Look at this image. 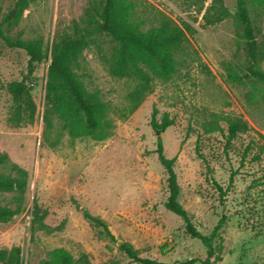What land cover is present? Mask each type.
<instances>
[{"label":"rangeland","instance_id":"obj_1","mask_svg":"<svg viewBox=\"0 0 264 264\" xmlns=\"http://www.w3.org/2000/svg\"><path fill=\"white\" fill-rule=\"evenodd\" d=\"M16 1L0 0L4 35L39 42L45 57L26 75L25 51L0 38V152L28 173L20 212L0 222V250L8 256L19 247L21 264H40L59 247L73 258L84 253L93 264H137L119 250L116 241L122 240L160 264L204 258L202 243L164 206L167 173L155 151L159 136L163 154L175 157L178 201L196 228L209 234L226 216L213 264H264V82L242 76L251 59L235 15L237 0H222L230 15L205 28L201 15L211 0H135L140 13L153 7L177 23H190L196 33L176 52L175 73L155 78L133 112L126 96L136 80L111 73L115 41L107 33L91 37L74 70L85 91L104 104L107 136L101 140L72 138L55 117L51 130L43 122L51 47L85 26L101 0H32L22 11ZM244 7L256 42L254 62L264 69V0H244ZM23 77L32 87L36 112L32 123L15 125V105L4 85ZM152 114L157 123L163 117L170 121L163 132L150 124ZM234 117L250 129L225 144L226 121ZM217 185H229L223 198ZM14 196L0 192V206L13 208ZM34 202L46 210L43 222L50 231L31 224ZM81 210L101 218L114 240Z\"/></svg>","mask_w":264,"mask_h":264},{"label":"trees","instance_id":"obj_2","mask_svg":"<svg viewBox=\"0 0 264 264\" xmlns=\"http://www.w3.org/2000/svg\"><path fill=\"white\" fill-rule=\"evenodd\" d=\"M32 0H17L15 7L22 11L27 8ZM202 9H198V13ZM230 15L222 0H211L201 15V27L214 25ZM235 15L243 25V36L246 38L250 65L243 73L245 78H255L264 82V69L255 65L256 42L252 26L244 7V0L236 1ZM9 18V16H7ZM85 26L76 28L73 37L55 42L50 51V63L46 81V106L43 113L45 130L53 127V118L59 119L61 129L72 138L90 135L94 139H104L107 134L102 129V118L105 111L104 104L83 88L79 75L75 72L79 53L85 48L93 35L107 33L115 41L112 53L111 73L117 77H131L136 80V85L126 99L129 102V111L133 112L150 92L151 82L155 79L167 80L176 71L175 54L182 47L187 36L196 33V29L186 21L179 23L166 14L154 9L146 8V14L137 10L135 0H101L99 5L88 12ZM145 24L148 25L144 28ZM0 38L8 47L20 48L28 56L26 75H31L34 65L43 61L45 53L37 41H23L19 37L10 39L3 33L0 23ZM6 93L12 99L15 107L12 121L15 125L32 123L36 112V104L32 97V87L26 82V77L21 80L9 81L4 85ZM150 124L160 132L170 124L167 117L161 123L154 120ZM227 134L225 144L234 139L238 134L249 131L247 123L239 118H230L227 121ZM261 136L259 133H257ZM52 145H55L53 143ZM156 153L160 164L167 173L168 195L164 202L165 208L180 217L183 221L184 232L191 238L198 239L206 249L204 258H192L183 264H213L219 259L222 249L220 230L226 221L222 215L209 234L201 233L190 220L186 210L178 201L179 185L173 169L175 157L167 158L163 154L161 138L156 141ZM257 159V158H256ZM233 173L229 176L231 184ZM28 183L27 171L18 164L9 160L7 154L0 152V192L14 193V207L0 206V222L10 220L21 210L23 195ZM217 185L219 197L223 198L227 192ZM75 208L78 204L72 200ZM264 205V198H263ZM82 216L100 227L106 237L114 240L108 225L99 217L91 215L87 210H81ZM31 224L40 229L50 231L43 220L46 210L34 202L31 212ZM59 229V226L52 230ZM216 241V242H215ZM119 250L126 257L137 264H160L155 259L141 257L131 243L123 241ZM165 248V247H163ZM0 262L3 264H21L20 248H14L7 256L0 250ZM40 264H93L86 254L81 253L77 258L65 249L59 247L50 251L49 258ZM108 264H117L110 261Z\"/></svg>","mask_w":264,"mask_h":264},{"label":"water","instance_id":"obj_3","mask_svg":"<svg viewBox=\"0 0 264 264\" xmlns=\"http://www.w3.org/2000/svg\"><path fill=\"white\" fill-rule=\"evenodd\" d=\"M156 133H159V131L156 130ZM122 242H123L122 240H118V241H116V245L119 246Z\"/></svg>","mask_w":264,"mask_h":264}]
</instances>
